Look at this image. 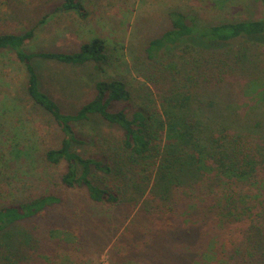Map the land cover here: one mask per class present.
<instances>
[{"label": "rangeland", "instance_id": "obj_1", "mask_svg": "<svg viewBox=\"0 0 264 264\" xmlns=\"http://www.w3.org/2000/svg\"><path fill=\"white\" fill-rule=\"evenodd\" d=\"M62 1L0 0V34L35 30L34 37L23 45L26 51L71 53L95 38L104 39L108 45L109 62L103 71H96L93 62L67 64L56 59L33 58L41 89L64 111L74 113L94 96L97 81L121 79L128 85L131 98L115 103L114 110L123 108L129 114L137 109L156 111L166 118L168 108L171 109L162 103L157 85L147 79L157 67L146 48L151 40L161 37L171 27L169 9L144 5L138 6L132 15L131 9L122 10L112 4V8L101 10L102 19L93 17L92 22H87L75 10H57ZM84 2L92 13L93 0ZM197 5L204 7L199 9L191 3L180 11L188 16L197 15L201 22L211 26L223 21L258 18L261 2L197 0ZM98 22L101 30L94 24ZM249 42L259 61L252 65L251 72L240 68L241 65L223 84L215 86L216 89L210 90L206 85L196 88H201L205 105L217 96V112L227 118L224 119L232 133L242 135L264 151V36ZM253 72L259 74L258 83L248 90L246 83ZM0 78H3L0 139L6 141L5 144L0 141V203L25 201L48 191L62 198L45 215L18 221L0 233V264H198L199 261V264H264V241L261 243L259 239H264L263 225L261 229L254 228L256 235L251 236L254 237L251 241L241 238L234 245L233 233L228 231L230 221L236 222L234 218L228 219L227 229L214 227L202 231L205 223L202 221L199 225L174 230H159L151 225L153 230L147 232L145 223L153 216L163 218L150 196L170 205H174V196L156 172L149 178L142 175L141 164L135 163L133 167L127 162L120 147L123 130L97 115L76 124L77 135L84 141L79 144V151L112 162L111 175L96 171L94 183L115 190L121 185L129 187L133 191L128 196L141 198L138 204L126 201L104 205L92 201L84 189L64 187L61 175L66 164H51L44 159L48 148L60 146L63 133L52 116L28 94L25 66L13 52H0ZM174 110L184 117L182 120L188 115L209 123L211 119L221 118L214 116V112L210 115L198 109L193 113L185 108ZM190 179L185 178L187 182ZM145 186H150L148 191L143 189ZM214 214L210 211L205 218ZM55 228L68 229L69 241L54 236ZM8 246L14 254L10 259L5 258Z\"/></svg>", "mask_w": 264, "mask_h": 264}, {"label": "trees", "instance_id": "obj_2", "mask_svg": "<svg viewBox=\"0 0 264 264\" xmlns=\"http://www.w3.org/2000/svg\"><path fill=\"white\" fill-rule=\"evenodd\" d=\"M259 1L258 18L223 21L211 26L201 22L197 15L188 16L180 10L169 12L171 27L161 37L151 40L146 48L150 54L148 57L157 67L147 79L157 85L162 103L171 109L168 108L166 118L156 111L137 109L129 114L123 108L114 110L115 103L131 98L128 85L121 79L97 81L94 96L74 113L64 111L41 89L33 58L56 59L67 64L93 62L96 71H103L104 65L109 62L106 53L108 45L104 39L85 42L80 50L71 53H31L23 45L34 37L33 28L24 33H1L0 52H13L17 61L24 64L28 94L35 104L52 116L63 133L60 146L48 148L44 159L51 164H66L61 175L64 187L84 189L92 201L104 205H119L126 201L138 204L141 198L138 195L128 196L130 190L133 191L129 187L121 185L119 190H115L94 183L96 171L111 175L112 162L79 151V144L84 141L77 135L76 124L97 115L123 130L120 147L127 162L133 167L135 163L138 166L141 164L142 175L149 178H153L156 172L174 196L173 206L150 196L156 208L162 211L163 218L153 216L144 224L147 232L153 230L151 225L159 230H174L199 225L202 221H205L202 231L214 227L227 229L228 219L234 218L235 224L230 221L228 229L233 233L232 245L241 238L251 241L254 238L251 236L256 235L254 228L264 226V151L242 135L232 133L225 122L227 118L217 112V96L214 95L215 98L205 105L204 94L196 86L206 85L210 90L216 89L215 86L223 84L241 65L240 68L251 72L252 65L259 63L249 44L250 39L264 36V0ZM60 9L75 10L83 19H88L90 15L84 0H64L57 7V10ZM182 47L186 48L181 50ZM189 51L192 54L189 55ZM251 74L246 83L248 90L249 86L255 87L258 83L259 74ZM1 81L3 83V78H0ZM174 108L189 109L192 113L198 109L210 115L214 112V116L221 118L211 119L209 123L200 121L201 117L196 119L194 115L192 118L188 115L182 120L184 117ZM3 142L6 143L5 140ZM186 177L191 179L187 182ZM147 187L150 186L143 189ZM61 201V196L48 191L25 201L0 203V233L18 221L45 215L50 207ZM210 211L215 214L206 219ZM258 231L260 233L261 230ZM67 233L68 229L52 230L54 236L69 241ZM259 239L261 243L264 241L262 237ZM13 256L12 248L8 246L5 258Z\"/></svg>", "mask_w": 264, "mask_h": 264}, {"label": "crops", "instance_id": "obj_3", "mask_svg": "<svg viewBox=\"0 0 264 264\" xmlns=\"http://www.w3.org/2000/svg\"><path fill=\"white\" fill-rule=\"evenodd\" d=\"M93 2L95 3V8L93 9L92 13L91 11H89L90 15L88 19H83L84 21L92 22L93 17H98L99 19H102L101 13L103 11L101 10L105 8H112V4L118 6L119 8L121 7V9L124 8L125 10H129V11L131 9V11H133L132 15L135 14V10L138 8V6L143 7L144 5H147V6L151 5L152 7H155V8H167L169 9V12L173 10H183V8L185 9L191 3H192V6L199 8V9L200 8L202 9V7H204L203 5L201 6L197 5V0H142V2L141 0H93ZM85 5H86V2H85ZM94 24L98 26L97 28L98 30H101L99 22L97 24L96 23ZM105 31L109 32V30H105Z\"/></svg>", "mask_w": 264, "mask_h": 264}]
</instances>
